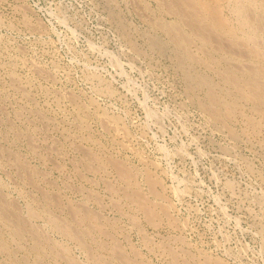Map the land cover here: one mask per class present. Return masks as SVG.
Here are the masks:
<instances>
[{
    "label": "rangeland",
    "instance_id": "obj_1",
    "mask_svg": "<svg viewBox=\"0 0 264 264\" xmlns=\"http://www.w3.org/2000/svg\"><path fill=\"white\" fill-rule=\"evenodd\" d=\"M0 264H264V0H0Z\"/></svg>",
    "mask_w": 264,
    "mask_h": 264
}]
</instances>
